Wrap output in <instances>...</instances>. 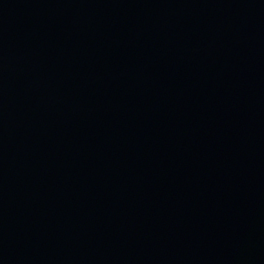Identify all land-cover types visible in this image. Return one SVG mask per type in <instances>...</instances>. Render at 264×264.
Here are the masks:
<instances>
[{"label":"water","instance_id":"obj_1","mask_svg":"<svg viewBox=\"0 0 264 264\" xmlns=\"http://www.w3.org/2000/svg\"><path fill=\"white\" fill-rule=\"evenodd\" d=\"M0 264H264V0H0Z\"/></svg>","mask_w":264,"mask_h":264}]
</instances>
